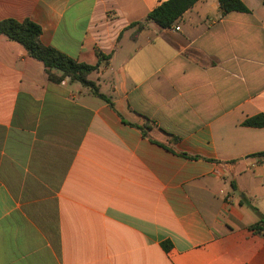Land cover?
<instances>
[{"label": "crops", "instance_id": "crops-1", "mask_svg": "<svg viewBox=\"0 0 264 264\" xmlns=\"http://www.w3.org/2000/svg\"><path fill=\"white\" fill-rule=\"evenodd\" d=\"M166 1L0 0L113 102L0 36V264H264V0Z\"/></svg>", "mask_w": 264, "mask_h": 264}, {"label": "trees", "instance_id": "trees-1", "mask_svg": "<svg viewBox=\"0 0 264 264\" xmlns=\"http://www.w3.org/2000/svg\"><path fill=\"white\" fill-rule=\"evenodd\" d=\"M197 1L167 0L154 8L147 15L145 21H151L160 29L166 30ZM218 4L222 15L230 12H248V9L240 0H218ZM145 21L135 22L130 27H135L137 34L144 28ZM0 36L19 44L25 49L29 57L42 63L48 80L51 83L59 84L67 78L70 83H78L83 88L88 89L93 96L104 100L110 108H113V102L100 94L96 84L88 79V76L98 69L99 64L109 58L108 56L98 53V64L96 65L79 63L56 49L43 45L40 41V26L27 19L23 21H16L14 19L0 21ZM242 125L254 128L264 127V115L248 118ZM259 222V224L251 227L257 233L263 230L264 218L261 217ZM163 245L167 248L166 244Z\"/></svg>", "mask_w": 264, "mask_h": 264}, {"label": "rangeland", "instance_id": "rangeland-1", "mask_svg": "<svg viewBox=\"0 0 264 264\" xmlns=\"http://www.w3.org/2000/svg\"><path fill=\"white\" fill-rule=\"evenodd\" d=\"M101 90H102L103 93H106V91H107V87L104 88V86H103V87L101 88Z\"/></svg>", "mask_w": 264, "mask_h": 264}, {"label": "built area", "instance_id": "built-area-1", "mask_svg": "<svg viewBox=\"0 0 264 264\" xmlns=\"http://www.w3.org/2000/svg\"><path fill=\"white\" fill-rule=\"evenodd\" d=\"M174 29H175V30H178L179 28H178V27H175Z\"/></svg>", "mask_w": 264, "mask_h": 264}]
</instances>
